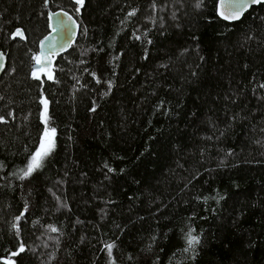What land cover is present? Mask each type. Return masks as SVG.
I'll return each instance as SVG.
<instances>
[{
	"label": "trees",
	"instance_id": "obj_1",
	"mask_svg": "<svg viewBox=\"0 0 264 264\" xmlns=\"http://www.w3.org/2000/svg\"><path fill=\"white\" fill-rule=\"evenodd\" d=\"M216 3L0 0V264L21 242L16 264H110L107 243L116 264H264V5L227 22ZM56 9L79 35L36 80ZM45 97L56 147L21 180Z\"/></svg>",
	"mask_w": 264,
	"mask_h": 264
},
{
	"label": "snow or ice",
	"instance_id": "obj_2",
	"mask_svg": "<svg viewBox=\"0 0 264 264\" xmlns=\"http://www.w3.org/2000/svg\"><path fill=\"white\" fill-rule=\"evenodd\" d=\"M45 3L47 4V0H45ZM75 5L78 7L75 8L76 13L80 12V9L84 7L85 0H74ZM204 4V0H195L194 7L196 9H200ZM255 5H264V0H218L217 4V14L220 18H222L224 21H237L240 20L246 12L249 11L253 6ZM153 11L156 10V4L155 0H153L152 4ZM129 17L136 15V10H132L127 14ZM173 18H175V13L172 14ZM48 19L50 21H55L54 24L50 25L52 28V32L59 34L63 33L64 37H67L69 33L73 32V25L75 27H79L77 22L73 19L72 16L69 15L66 11L61 12H54L51 15H49ZM152 22L154 23L155 20L153 19ZM87 29H85V32ZM24 31L20 28H17L15 32L13 33V38L20 37L24 38ZM146 35V34H145ZM62 37L59 35H51L46 36L44 38V41H41L40 43V52L39 54H34L32 59L35 61V64L39 67L35 68V70L31 73V76L33 79L41 80V76H46L48 80H54V69H53V57L59 52L66 50L68 47L71 46V41L65 39V42L63 44H60L59 41ZM135 39L139 40L141 39L140 36H135ZM45 41H47V47L48 51H45L44 45ZM148 43H151V41H148ZM4 54L0 52V70L3 69V62H4ZM94 75V74H93ZM99 79H97V83H99ZM109 89L111 88V82H108ZM261 88H264V84L260 85ZM107 93H105L106 95ZM0 99H3V97H0ZM40 103L43 105V112L41 113V119L45 125L43 136L40 139L38 143V147L35 149V151L30 155L28 158V162L26 166L19 170L16 175H18L19 179H27L33 175L36 171L40 170L44 166L45 160L52 154L56 147V128L51 127L49 125V121L51 119L49 115V101L48 99L42 98L40 100ZM92 111H95V108L92 109ZM9 115H13L11 112ZM8 121L3 117L0 116V123H7ZM105 167L107 168V164H105ZM109 171H112V169H108ZM223 198V197H221ZM59 199V198H57ZM63 207H66V205H61ZM27 211V209H25ZM20 217H17V220H19ZM14 228H16L17 233L19 232L18 225H13ZM49 230L51 232H58L59 229L54 226H49ZM196 230L194 228H190V230L185 234V241H186V247L183 249L184 252H190L192 253L191 258L194 259L196 255V249L197 246L201 242V237L199 234L194 235L193 233ZM155 239V237L153 238ZM116 247L114 243H107L104 245V248L107 252L108 257L110 258V264H116L115 258L113 257V249ZM151 247V245H149ZM26 251V247L23 244V242L20 243L19 248L17 251H13L10 254L9 258L4 259V264H16V261L14 259H11V257L19 256L21 253ZM131 259V257H129Z\"/></svg>",
	"mask_w": 264,
	"mask_h": 264
},
{
	"label": "water",
	"instance_id": "obj_3",
	"mask_svg": "<svg viewBox=\"0 0 264 264\" xmlns=\"http://www.w3.org/2000/svg\"><path fill=\"white\" fill-rule=\"evenodd\" d=\"M71 1L74 3V0H71ZM217 4H218V0H217V3H216V13H217ZM255 6H256V5H255ZM62 10H63V11H66V10H64V9L49 10L48 13H47V16L49 17V15H51L52 13H54V12H61ZM66 12H68V11H66ZM68 13H69L70 16L73 17V19H74V20L77 22V24L79 25L77 19H76V18H75L70 12H68ZM217 16H218V14H217ZM218 17H219V16H218ZM219 18H220V17H219ZM220 19H222V18H220ZM222 20H223V19H222ZM237 21H238V20H237ZM227 22H229V21H227ZM231 22H235V21H231ZM54 23H55L54 20H53V21H50V20L48 19L49 32H48L46 35H44V36L39 40V42H38V46H37V54H39V52H40V50H41V49H40V43H41V41H44V38H45L46 36L59 35L60 37H62V38L60 39V41H59L60 44H63V43L65 42V39L71 41L72 43H71V46L68 47L66 50L59 52V54H57V55H55V56L53 57V67H54V61H55V58H56L57 56H59V55H63V54H65V53H67V52L71 49L72 45H73V44L75 43V41L77 40L78 35H79V31H80V26L77 28V27H75V26L73 25V26H72V27H73V32H72V33H69V34L67 35V37H64V34H63V33L56 34V33H53V32H52V28L50 27V25H52V24H54ZM44 48H45V51H48L47 41H45ZM0 52H2V53L4 54V57H5L4 62H3V69L0 70V76H1V75L3 74L5 68H6V64H7V52H4V51H2V50H0ZM37 67H39V66L35 64V61H33V63L31 64V70H32V72H33V71L35 70V68H37ZM44 77H45V80H46V81H49V82H50V81H53V80H48L46 76H44Z\"/></svg>",
	"mask_w": 264,
	"mask_h": 264
},
{
	"label": "rangeland",
	"instance_id": "obj_4",
	"mask_svg": "<svg viewBox=\"0 0 264 264\" xmlns=\"http://www.w3.org/2000/svg\"><path fill=\"white\" fill-rule=\"evenodd\" d=\"M42 112H43V109H42Z\"/></svg>",
	"mask_w": 264,
	"mask_h": 264
},
{
	"label": "bare ground",
	"instance_id": "obj_5",
	"mask_svg": "<svg viewBox=\"0 0 264 264\" xmlns=\"http://www.w3.org/2000/svg\"><path fill=\"white\" fill-rule=\"evenodd\" d=\"M55 69V68H54Z\"/></svg>",
	"mask_w": 264,
	"mask_h": 264
}]
</instances>
